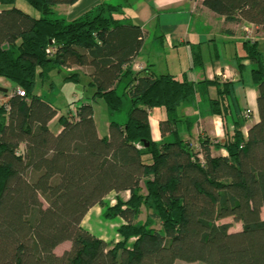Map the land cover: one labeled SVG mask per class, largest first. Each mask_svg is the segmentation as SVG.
Segmentation results:
<instances>
[{
    "label": "trees",
    "instance_id": "16d2710c",
    "mask_svg": "<svg viewBox=\"0 0 264 264\" xmlns=\"http://www.w3.org/2000/svg\"><path fill=\"white\" fill-rule=\"evenodd\" d=\"M25 1L39 17L16 7V0H0V77L12 85L0 102V264H264V61L256 45L245 41L255 64L250 73L259 122L246 136L235 122L223 141L203 138L195 150L180 137V123L189 120L179 108L193 99L196 84L132 69L145 32L121 5L101 3L67 19L53 7L77 0ZM202 4L227 22L246 21L264 31V0ZM75 66L89 68L94 91L62 113L36 87L53 67ZM67 72L64 80H80V71ZM227 85L208 100L210 113L223 119ZM125 97V122L111 120L100 135L94 102L102 100L113 115ZM155 107L165 113L160 141L152 139L148 118ZM56 115L53 130L48 123ZM211 146L224 147L227 155L213 156ZM110 192L128 198L118 196L107 207ZM95 205L122 220L117 243L81 226ZM143 207L149 213L140 221ZM227 217L241 229L218 222ZM64 241L71 246L57 255Z\"/></svg>",
    "mask_w": 264,
    "mask_h": 264
},
{
    "label": "crops",
    "instance_id": "0c3cea01",
    "mask_svg": "<svg viewBox=\"0 0 264 264\" xmlns=\"http://www.w3.org/2000/svg\"><path fill=\"white\" fill-rule=\"evenodd\" d=\"M101 3L121 5L124 15L145 32L142 46L130 62L134 71L147 68L157 75L171 74L178 80L186 79L196 84L193 99L179 108V115L189 120L180 123V137L192 148L199 149L203 138L223 141L225 129L231 131L235 122L244 136L249 127L259 122L257 90L250 73L255 64L247 56L245 41L248 45H256L264 61V31L246 21L227 22L223 16L204 6L202 0H77L70 5L58 4L53 10L60 16L74 19ZM21 8L28 11L22 5ZM81 69L83 67L75 66L65 70L80 71L81 76H89V68L85 67L87 73ZM89 82L90 77L87 84L92 95L94 89ZM224 83L228 84L225 102L229 110L225 119L210 113L208 104L209 99H216L218 91L225 88ZM11 87L0 77V93L8 92L3 94L2 102L7 101ZM90 96L81 101H87ZM129 108L130 102L113 121L125 122ZM246 110L248 116L244 117ZM109 116L107 127L114 117ZM164 117L162 108L148 109L154 141L162 140L160 121ZM56 118L57 115L48 124L55 127ZM211 152L213 156L227 155L224 147L215 149L211 146Z\"/></svg>",
    "mask_w": 264,
    "mask_h": 264
},
{
    "label": "rangeland",
    "instance_id": "374dc122",
    "mask_svg": "<svg viewBox=\"0 0 264 264\" xmlns=\"http://www.w3.org/2000/svg\"><path fill=\"white\" fill-rule=\"evenodd\" d=\"M15 5L20 9H22V5L24 8L28 9V11H25L24 9L22 10L24 12H29L34 17L40 16V13L32 8L25 0H16ZM81 70L87 73L85 67H83V69ZM67 73L68 72L64 69L59 70L53 67L49 71L48 80L46 82H43L42 84L38 83L36 87V91L38 92V94L46 100L52 102L53 105L56 106L62 113H66L70 109L74 110V107L77 103H79V100L81 101L83 98L90 96L92 92L91 88L87 84L89 80L88 75L82 74L79 81H67L64 80V76ZM51 84L52 86L50 87ZM124 86V81L119 84V87L117 89L118 94H121L123 92ZM3 96L4 95L0 93V102H2L1 99ZM128 104V99L125 97L124 105L122 108L123 111L126 110V106ZM93 109L97 131L99 132V134L104 135L107 133V120L111 119L107 106L102 100H100L94 102ZM117 115H120V113L113 114L112 116L114 117L112 118V120H115V118H117ZM125 118H127V115L125 116ZM57 127L58 125H55V127H53V125L51 126L53 130H56ZM118 196L123 199H127L128 193L121 192L119 194H116L115 192H110L104 198L106 206L108 207L115 205ZM148 213V210L143 207L138 219L140 221H144ZM262 216L264 218V212H262ZM218 222H230L232 225L230 231L241 229V224L239 222H235L231 217L221 219ZM121 224L122 220L118 217H106L105 207L100 205H95L93 208L88 210L81 221V226L84 229L97 236L98 238L105 240L109 244L117 243L121 239V236L117 231ZM154 227L158 228L159 224L156 222ZM70 246V241H64L55 247L54 253H56L57 255H61L63 251L68 250ZM179 263L180 262H176V264ZM191 264L201 263L195 262Z\"/></svg>",
    "mask_w": 264,
    "mask_h": 264
},
{
    "label": "built area",
    "instance_id": "2783aa9c",
    "mask_svg": "<svg viewBox=\"0 0 264 264\" xmlns=\"http://www.w3.org/2000/svg\"><path fill=\"white\" fill-rule=\"evenodd\" d=\"M54 51H55L54 47H51V46H49V47L46 49V52H47L48 54H52ZM137 68L139 69L140 67L137 66ZM18 92H19L20 94H23V92H22L21 90H18ZM243 116H244V117H247V116H248V110H246V111L243 113Z\"/></svg>",
    "mask_w": 264,
    "mask_h": 264
},
{
    "label": "water",
    "instance_id": "95a60500",
    "mask_svg": "<svg viewBox=\"0 0 264 264\" xmlns=\"http://www.w3.org/2000/svg\"><path fill=\"white\" fill-rule=\"evenodd\" d=\"M3 90H6V89H3ZM146 145H148V144H146Z\"/></svg>",
    "mask_w": 264,
    "mask_h": 264
}]
</instances>
